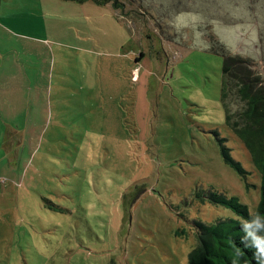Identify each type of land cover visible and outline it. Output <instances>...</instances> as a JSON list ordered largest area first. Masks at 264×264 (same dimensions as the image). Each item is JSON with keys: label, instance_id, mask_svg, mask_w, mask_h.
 Segmentation results:
<instances>
[{"label": "rangeland", "instance_id": "rangeland-1", "mask_svg": "<svg viewBox=\"0 0 264 264\" xmlns=\"http://www.w3.org/2000/svg\"><path fill=\"white\" fill-rule=\"evenodd\" d=\"M120 1H0V49L33 73L24 110L0 112V264H188L193 221L236 217L203 193L256 211L211 49L264 87V0Z\"/></svg>", "mask_w": 264, "mask_h": 264}, {"label": "trees", "instance_id": "trees-1", "mask_svg": "<svg viewBox=\"0 0 264 264\" xmlns=\"http://www.w3.org/2000/svg\"><path fill=\"white\" fill-rule=\"evenodd\" d=\"M1 1V0H0ZM78 3L91 1L123 11L120 0H70ZM211 49V48H210ZM212 52L223 57L221 101L226 122L247 150L254 169L260 175V195L256 211L250 213L236 197L210 190L201 195L202 201L230 209L235 218L217 219L212 223L193 221L196 244L187 256L188 264H264V87H257L258 78H252L245 60L226 55L220 44ZM230 91L244 103L242 109L231 113L225 102ZM223 141V140H221ZM220 154L227 165L245 177L246 170L233 159L230 149L220 142ZM256 218V219H255ZM246 224V225H245ZM250 235L248 236L247 234Z\"/></svg>", "mask_w": 264, "mask_h": 264}, {"label": "crops", "instance_id": "crops-1", "mask_svg": "<svg viewBox=\"0 0 264 264\" xmlns=\"http://www.w3.org/2000/svg\"><path fill=\"white\" fill-rule=\"evenodd\" d=\"M1 4V2H0ZM32 49L33 46L26 45L24 49ZM27 69V70H26ZM29 65L24 66V62L19 54H13L12 49H0V112L13 111V117L17 111H23L25 99L23 97V87L29 84L33 73ZM8 139L4 134L3 139ZM9 140V139H8Z\"/></svg>", "mask_w": 264, "mask_h": 264}, {"label": "clouds", "instance_id": "clouds-1", "mask_svg": "<svg viewBox=\"0 0 264 264\" xmlns=\"http://www.w3.org/2000/svg\"><path fill=\"white\" fill-rule=\"evenodd\" d=\"M255 219H256V218H255ZM245 225H246V224H245ZM247 235L249 236V235H250V233H249V234H247ZM260 255H261V256H264V250H261V251H260Z\"/></svg>", "mask_w": 264, "mask_h": 264}]
</instances>
